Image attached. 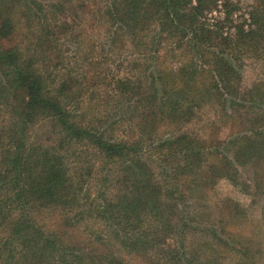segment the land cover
<instances>
[{"label":"trees","instance_id":"trees-1","mask_svg":"<svg viewBox=\"0 0 264 264\" xmlns=\"http://www.w3.org/2000/svg\"><path fill=\"white\" fill-rule=\"evenodd\" d=\"M247 58L264 0H0V264H264Z\"/></svg>","mask_w":264,"mask_h":264},{"label":"rangeland","instance_id":"rangeland-1","mask_svg":"<svg viewBox=\"0 0 264 264\" xmlns=\"http://www.w3.org/2000/svg\"><path fill=\"white\" fill-rule=\"evenodd\" d=\"M242 72L244 88H249L260 81H264V60L247 58L244 62ZM215 118L216 108L205 107L199 112L197 119L189 125L188 129L198 136H206L211 130ZM220 132L221 137L226 138L228 136L229 129L227 127H222ZM241 174L244 182H253L251 168H242ZM217 190L219 192L218 194L221 196L233 197L242 204L258 229L260 239L262 241L261 244L264 247V217L261 215V209L264 207V197L246 193V191L233 186L227 180L221 181Z\"/></svg>","mask_w":264,"mask_h":264}]
</instances>
